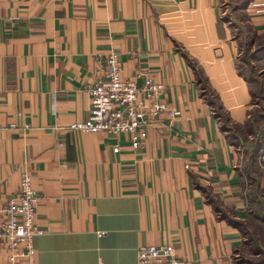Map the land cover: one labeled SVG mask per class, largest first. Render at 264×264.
I'll use <instances>...</instances> for the list:
<instances>
[{
    "label": "crops",
    "instance_id": "0c3cea01",
    "mask_svg": "<svg viewBox=\"0 0 264 264\" xmlns=\"http://www.w3.org/2000/svg\"><path fill=\"white\" fill-rule=\"evenodd\" d=\"M228 2L0 0V206L32 173L38 264H137L161 244L184 264L264 256V55L244 72L235 33L264 39V0ZM109 52L180 112L138 151L69 128L89 118Z\"/></svg>",
    "mask_w": 264,
    "mask_h": 264
},
{
    "label": "built area",
    "instance_id": "2783aa9c",
    "mask_svg": "<svg viewBox=\"0 0 264 264\" xmlns=\"http://www.w3.org/2000/svg\"><path fill=\"white\" fill-rule=\"evenodd\" d=\"M104 58L105 68L89 89L91 114L87 120L74 122L69 128L86 133L104 131L125 135L138 151L151 127L159 124L165 115L174 119L180 112L164 100V83L157 82L145 71L136 75L142 79L141 83L136 78L125 77L123 63L115 52H109ZM114 150H120L119 144ZM33 178L32 173L26 172L19 192L0 206V248L8 252L4 264H38L34 239L44 230L37 224L39 196ZM137 264H184V261L171 244L142 245L138 249Z\"/></svg>",
    "mask_w": 264,
    "mask_h": 264
},
{
    "label": "rangeland",
    "instance_id": "374dc122",
    "mask_svg": "<svg viewBox=\"0 0 264 264\" xmlns=\"http://www.w3.org/2000/svg\"><path fill=\"white\" fill-rule=\"evenodd\" d=\"M230 2H228L227 6L230 8L229 9V13H232V9L233 7H235V4L236 2H238L239 4H241L242 0H229ZM228 15V13H227ZM240 23L241 21L244 22V19H245V14L242 12V13H237V14H234L233 15ZM241 20V21H240ZM240 26L243 25V23L239 24ZM239 26V27H240ZM244 26V25H243ZM236 28H238V26H236ZM242 33L240 34L241 35V38L242 40L240 41L242 47H241V51H242V55H240L239 57V65L240 67L244 70V72L246 73H251L252 75V72L251 70L252 67H255L256 68V71L258 73V70L259 68H257L254 64H252V59L255 58L253 56V53L257 51V49L264 43V39H260L258 38L257 39V43L255 45H253L252 41H250V36L251 34L248 33V31L245 29V32L242 30V28H239L235 31V33L239 34V33ZM244 39H246V41H244ZM261 54H259L260 56ZM255 71V72H256ZM264 103V101H263ZM258 262L257 264H262V262L264 263V256L261 255L259 258H257ZM261 261V262H260Z\"/></svg>",
    "mask_w": 264,
    "mask_h": 264
},
{
    "label": "trees",
    "instance_id": "16d2710c",
    "mask_svg": "<svg viewBox=\"0 0 264 264\" xmlns=\"http://www.w3.org/2000/svg\"><path fill=\"white\" fill-rule=\"evenodd\" d=\"M259 54L264 55V43L257 49L256 52L253 53L255 58L259 57ZM260 55V56H261ZM241 73L244 75L243 70L241 69Z\"/></svg>",
    "mask_w": 264,
    "mask_h": 264
}]
</instances>
